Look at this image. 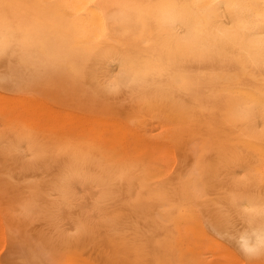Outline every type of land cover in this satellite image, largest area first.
Masks as SVG:
<instances>
[{
  "label": "rangeland",
  "instance_id": "374dc122",
  "mask_svg": "<svg viewBox=\"0 0 264 264\" xmlns=\"http://www.w3.org/2000/svg\"><path fill=\"white\" fill-rule=\"evenodd\" d=\"M95 3L105 13L107 23V31L97 49L101 51L115 34L114 5L113 0H95ZM75 15L62 14L55 4L41 0H0V35L9 39L5 42L6 48L0 50V95H20L32 101L42 99L49 104V112H54L51 108L55 113L56 108L61 109L56 113L60 112V117L67 110V115L75 111L81 113L80 117L85 113L93 118L83 120L89 126L85 123L83 128L81 122L79 127L78 122L74 125L72 115L69 121L64 116L66 120H61L62 123L57 116L54 117L57 121L50 119L53 124L49 119H42L44 126L36 112L33 113L37 119L33 114V120L30 116L26 118L32 112L27 110L28 106L24 107L27 112L24 111L27 103L20 104V109L22 99L15 97L17 102H12L17 104L16 109L13 107L9 114L5 108L2 110L4 101H1L0 111L6 116L0 113V264H264V154L256 155L253 145L243 135H226L225 128H233H228L231 124L227 122L224 125L227 118L223 117L225 110L219 98L223 99L222 92L226 91L217 82L221 79L215 77V83L212 79L214 84L209 81L211 86L207 81L206 88L203 82L198 101L189 94L188 82V88L183 89L169 81L172 89L179 90V100L183 99L187 107L188 123L180 122L185 134L182 139L166 142L156 136L159 141L152 143L156 133L164 131V127L172 128V125H163L170 100L153 99L152 94L164 82H151L150 91L145 93L131 84L114 83L120 71L119 56L131 52L129 37L121 38V44L109 57L80 58L81 49L72 44V25L68 22ZM54 42H61L60 47L49 56L46 46ZM140 49L148 52L151 47L143 43ZM215 61L187 60L183 67L194 75L214 74L221 71L218 67L222 65ZM247 81L248 84L250 80ZM245 86L257 88L253 84ZM219 92L221 96L217 95ZM174 94L178 96L175 91ZM156 102L162 105L157 104L158 107ZM31 107L36 110L39 106ZM37 113L41 112L37 110ZM94 115L116 118L129 129L134 126L138 136H143L141 139L145 136L147 141L143 143L139 139L142 147L134 144L137 137L132 139L134 142L130 138L134 147L129 138L127 143L124 138L122 142L117 140L118 145L112 142V147L108 144L114 140L108 143L104 139L107 144L101 143L103 134L99 132L100 137L96 136L91 128L97 125ZM35 125L39 129L43 125L40 130L44 129L45 134L35 130ZM49 128L51 133H47ZM52 128L57 130L54 132ZM76 128L80 131H75ZM243 128L239 126L238 130ZM151 132L155 134L153 138ZM25 135L30 140L25 141ZM121 143L126 148L120 149ZM36 152L40 154L37 156ZM61 171H65L62 174L66 177H62ZM177 206L193 215L181 218L180 211L175 212ZM253 207L258 212H253Z\"/></svg>",
  "mask_w": 264,
  "mask_h": 264
},
{
  "label": "bare ground",
  "instance_id": "6f19581e",
  "mask_svg": "<svg viewBox=\"0 0 264 264\" xmlns=\"http://www.w3.org/2000/svg\"><path fill=\"white\" fill-rule=\"evenodd\" d=\"M41 1H43L45 3L47 2V3L55 4L58 11L62 14H64V13L76 14L74 19L72 17L68 18V22L72 25V27L70 29V32L73 35L72 44L77 46V47H80V49H81V52L79 53L80 58H86V57L93 56V55L96 56L98 59L109 57L113 54L116 46L121 44L120 39L123 37H129V40H127V41L129 43V46H130L129 49L131 50V52L119 56V60H117V63L120 62L118 65L120 67L119 68L120 71L118 70L119 73L117 72L118 74L116 75L115 79L112 77L114 79V83L116 85L131 84L133 86H137V89H138V87L141 88V90H143V91H140V93H145V92L150 91L149 86H150L151 82H153L155 80L163 81L164 83L161 85V87L152 92L153 99L159 98V99H162V101L163 100H170L169 103L167 104L169 106L168 107L169 110L164 107L166 110H168V111H166L168 113H166L167 115H165V117L167 116L165 119L166 123L163 125H166V124H167V126L172 125L171 126L172 128H170L169 130H166L167 128L165 129V127L163 126L164 131H160L161 133L159 132L158 135L156 132H155L156 135L151 132L150 134L155 135L154 139L157 140V141L156 140L151 141L152 143L159 141L158 138H156V136L159 137L161 142H162V140L166 142L168 140L172 141V140L182 139L181 136H183L185 134L184 133L185 129L181 130V127H180L181 123L180 122H182L184 124L188 123V121H187V113H188L187 107H186L185 103H183V102H185V101H183V99H182V101H180L181 100L180 99L181 94H178V93H180L179 90L177 91V90L172 89L171 85L169 84V81H172L173 83H175V86L182 87L183 89H186L187 82H188L189 83L188 84L189 90L191 91L189 94L192 97H194L195 100L198 101L197 97L200 94V89L201 90L203 89L202 83L204 82L203 85L205 84V88H206V87H208V85H206L207 81L209 83V81H211L215 77H219L221 79L220 81L215 80L216 78L213 81H214V83H215V81H217V82H219V84L221 82L220 88L225 89V91H226V93L222 92L223 93L222 94V93H220L221 91L219 90L220 92L217 94L218 96H221V94H222V97L224 96L223 99L219 98V102H220V100H222V108H223V110H225V111H223V115H225L223 117H224V119L227 118V120H224V125L227 122L228 123V124L226 123L227 125L231 124L228 126V128H230V129L233 128L232 130H227V128H225L227 131V132L225 131L227 133L226 135H229V133H231L232 136H233V134H235L234 136H238V135L242 136L243 135L245 137L244 140L249 141V143H251L253 145L252 150L255 152L256 155L260 156V155L264 154V70H263L264 69V0H113V5H114V8H113L114 9V11H113L114 30L113 31L115 32V34H113V38L110 39L109 42L106 44L105 49H103L101 51H97V49L100 46L99 40H100L101 36L105 35V33L107 31V28H106L107 23H106V19H105V13L101 10V8H99L97 6V4L95 3V0H41ZM8 40L9 39L4 38V37H2V35H0V50L3 48L4 49L6 48L4 45L6 44L5 42H8ZM60 43L61 42H54V43H50L49 45L46 46L48 51H50L49 56L52 55V51H55V49H59ZM143 43L148 44L151 47V50L148 52L141 51L140 48H141ZM40 51H41V49H40ZM42 51H44V49ZM187 60L188 61L194 60V61H199V62H201V61L202 62L203 61L208 62L210 60H213V61L217 60V61L222 63L221 66L223 68L221 66L218 67V69H221V71L217 70L219 72L214 73L215 75L210 73V72L204 73L203 75H201V74L200 75H194L192 73H189L183 67V63ZM217 61H215V63H217ZM114 62H116V60ZM20 63L23 64V62H20ZM218 63H217V65H218ZM22 64H21V66H22ZM67 64H66V66H67ZM26 65H28V64H26ZM243 80H246V83H245L246 85L253 84V85H256L255 87H257V88L251 89L249 87H246ZM247 80H250L253 82L249 81V83L247 84V82H248ZM213 81H211L212 84H214ZM211 83H209L210 84L209 86L212 85ZM252 87H254V86H252ZM187 88H188V86H187ZM174 91H175V93L177 92L178 96H175ZM180 91H182V90H180ZM203 92L204 91H202L201 93H203ZM3 94H1V95H3ZM4 96H8L7 98H9V99L7 100V98ZM4 96L2 97V100H0V103H1V101L2 102L4 101L3 106H2V104H0V105L3 107L2 110H4V108H5L6 114L12 113V111L16 109L17 104L15 102H17V101H15V100L17 98L18 100L22 99L21 101H19L20 109L22 108L21 105H23V104L25 105L26 103L27 104L25 106H23V109H24V107L28 106L30 108V110H32V109L35 110L31 106H33L35 108L37 106H39L36 108L35 111H30L29 108H27V110L30 113L31 112L32 113L31 114L29 112L27 114L24 113V114H26L25 117L28 114H30L26 118H29V116L31 118L32 114H33L32 117L34 118V116H35L34 113L36 112V116L38 118H41L40 119L41 121H42V119L43 120L54 119L55 116H57V120H59L58 121L59 123H62L61 120L62 121L66 120V118L64 116L67 115V112H66L67 110H65V111L63 110L64 112L61 111V113L63 112V114L64 113H66V114H64V116L60 117L59 116L60 112L57 115H56V113H58V111L61 109L54 107L57 110V112L55 113V109L51 108L52 110H54V112L52 110L51 111L55 114L52 117V115H51L52 112H49L50 111L49 104H47L48 105L47 106L46 103L42 99L38 98L37 100L32 101V100H30V98H27V97L25 98V96H20V95L15 96L16 98L14 97V94H13V96L9 95V94H4ZM20 97H22V98H20ZM11 98H12V100H11ZM25 99H28V100L26 101ZM9 100H11V101H9ZM6 101H7V103H6ZM12 101H15V102H12ZM28 101H29V103H28ZM9 102H11V103H9ZM12 103H13V106H12ZM28 104L29 105L31 104V105L29 106ZM38 104H42V105H38ZM144 104L146 105V103H144ZM157 104L162 105L161 102L160 103L156 102V105ZM220 104H221V102H220ZM8 105H9L8 108L4 107V106H8ZM150 105H152V104H150ZM41 106H43V107H41ZM44 106H45V108H44ZM13 107H15V108L13 109ZM158 107H160V106H158ZM193 107H194V105H193ZM9 108H10L11 112H8ZM46 108H47V110H46ZM48 108H49V110H48ZM41 109H42V111H40ZM2 110L0 111V113L4 114V111H2ZM27 110L24 109L25 112H27ZM37 110L39 113L40 112L41 113L38 114ZM46 111H48V112H46ZM43 112L45 115L42 114ZM74 112L75 111H73L71 114L67 115V121H69L68 117L71 118V120H72V117L74 116V119L78 120V121L77 120L75 121L73 119L75 122L74 125H77L76 122H78V123L81 122L82 123L81 127L83 128L85 126V123H87V122H83V120L85 121V119L88 116L84 115L85 114L84 113L81 116L83 118L82 119L79 116V115H81V113L76 114ZM18 113H20L21 115L23 114L21 112H18ZM69 113H70V110H69ZM47 114H50V115H47ZM71 115H72V117H71ZM4 116H6V115L4 114ZM78 116H79V118H78ZM191 116H192V114H191ZM19 117H21V116H19ZM37 117H36V119H37ZM90 117H88L87 120H89ZM99 117L100 116H98V117L95 116L94 121L96 119L97 125L95 127H93V126L91 127L94 130L91 128L90 129L94 131L93 134L96 133V136L100 135V134L99 135L97 134L99 132H101V134H103L102 135L103 139H101V141L102 140L103 141L101 143L106 142L104 144H107V141L106 140L104 141V139H107L108 143H109L110 139L114 140V141H110L111 143L108 144L111 146L114 142H116V144L119 143L120 140H121L120 142H122L123 138L125 139L126 143H127V141H126L127 138H129L128 142H132V141L134 142V140H132V139H135L137 137L135 139L134 144H137V145L139 144V147L141 146L140 145L141 141H139V139H141V137H143V136H141V135H140L141 137L138 136V132L135 131L136 127L133 126V127H130L132 129H129L128 125L125 124L123 126L122 121L118 122V119H116V118L114 119V118L109 117L108 119H105L102 117L103 118L102 119ZM33 118H31V119L33 120ZM188 118H189V116H188ZM3 119H4V117H3ZM90 119H91L90 121L93 120L92 117ZM97 119H99V120H97ZM22 120H24V117ZM28 120L31 121L30 119H27V121ZM54 120L57 121L56 119H54ZM25 121H26V119L24 120V122ZM36 121H38V120H36ZM99 121H103V122L106 121V122L100 123ZM138 121H140V120L138 119ZM173 121H175V122H173ZM258 121L260 122L261 126L259 125ZM6 122H8V121L6 120ZM28 122H26V123L29 124ZM44 122L42 121V123H44ZM49 122L54 123V121H52V120H50ZM49 122H48V124H49ZM65 122H64V124H66ZM71 122H73V121H71ZM71 122H70V124H72V125H70L69 123L68 124L70 126H73V123H71ZM98 122H99V124H98ZM18 123H19V121H18ZM59 123L56 122L55 124L58 125ZM132 123H133V121H132ZM104 124H105V126H107L109 128L104 129L105 128ZM4 125H5V122H4ZM32 125H30V126H32ZM39 125H41V122H39ZM99 125L104 126V128L99 126ZM111 125H113L112 128H111ZM140 125H141V123H140ZM140 125H138V126H140ZM206 125H207V123H206ZM235 125L238 127H236ZM42 126H40V129H42ZM44 126H45V123H44ZM52 126L53 125H51V127ZM77 126L79 127L80 123ZM86 126H88V123ZM97 126H99V127H97ZM119 126H121V127H119ZM233 126H235L237 130ZM239 126L242 128L244 127L243 128L244 131L242 129H241V131H240V129L238 130ZM35 127H36L35 130L39 129V127L37 128L36 125H35ZM46 127H47V123H46ZM62 127H63V125H62ZM114 127L118 128V129H116ZM122 127H124V128L122 129ZM187 127H189V126H187ZM7 128L8 127H6V129ZM87 128H85V129L87 130ZM95 128L96 129L99 128V129L96 131ZM100 128H103V130ZM133 128H135V129H133ZM184 128H186V127H184ZM207 128H209L208 125H207ZM1 129H3V128H1ZM50 129L51 128L47 129L48 130L47 133L50 132ZM52 129L54 130V132L57 130L55 128H52ZM77 129H79V128H76L75 131H77ZM188 129L189 128H187V130ZM27 130H28V128H27ZM25 131H26V128H25ZM40 131L44 132V129L40 130ZM60 131H59V133H60ZM79 131H80V129H79ZM88 131H90V130H88ZM192 131H193V129H192ZM26 132H28V131H26ZM70 132L72 134V132H74V129H73V131L71 130ZM242 132H243V134H240ZM22 133H20V134H22ZM77 133H79V132H77ZM144 133H146L145 130H144ZM144 133H142V135ZM180 133H182V135ZM44 134H45V132H44ZM85 134H86V132H85ZM186 134L189 135V133H186ZM30 135H29V137H31ZM82 135L85 136L83 134V132H82ZM151 135H150V137L153 138V135L152 136ZM209 135H210V133H209ZM21 136L23 138L24 135H21ZM79 136L80 135L78 134V137ZM92 136H89V137H92ZM224 136H225V134H224ZM25 137H26V139L24 138L25 141L30 140V139H27V135H25ZM33 137H35V136H33ZM94 137L95 136H93V138ZM210 137H211V135H210ZM18 138H20V137H18ZM114 138H118V139L115 140ZM130 138L132 141H130ZM144 138H145V136H144ZM144 138L141 139L143 143H145V141H147ZM96 139L97 138H95L94 140H96ZM117 140H119V141H117ZM25 141H22V142L25 143ZM96 142L99 143L98 139ZM133 142L131 143V145H133V147H134ZM148 142H149L148 144H150L149 140H148ZM101 143H99V144L101 145ZM26 144L29 145L30 143L27 142ZM123 144H125V143H123ZM123 144L121 143V146ZM108 145H106L107 148H108ZM117 145L114 144V146H117ZM31 146H33V145H31ZM121 146H119L120 149L121 148L124 149V148H126L127 145L126 146L124 145L122 147ZM5 147H6V145H5ZM10 147H12V146H10ZM133 147H132V149H133ZM135 147L137 148V146H135ZM235 147H236V144H235ZM13 148L14 147H12L10 149H13ZM32 148H28V149H30V151H31ZM14 149L16 150V148H14ZM100 149L102 150V148H100ZM113 149H112V153H113ZM239 149H241V148H239ZM244 150H245V148H244ZM243 152L244 151H242V153ZM31 153H33V151H31ZM36 153H37V156H38V153L40 154V152H36ZM106 154H107V152H106ZM110 154H111V152H109V155ZM247 155H248V153H247ZM250 155H252V154H250ZM110 156H108L109 159H110ZM75 157H77V156L75 155ZM75 157L73 156V158H75ZM243 157H244V155H243ZM97 160H99V159H97ZM99 161H101V160H99ZM107 168H109V167H107ZM107 168H106V170H107ZM109 169H108V171H109ZM245 171H247V170H245ZM63 172H65V171H61L60 174H62ZM248 173H250V172H248ZM250 174H248V176ZM216 175H218V174H216ZM248 176H246V177H248ZM59 177L61 178L60 175H59ZM62 177H63V174H62ZM64 177H66V175ZM60 178H59V180L61 182L62 178L61 179ZM251 178H252V175H251ZM237 179H236V181H237ZM232 180H234V179H232ZM246 181L248 182V180H246ZM244 182H245V180H244ZM234 183H235V181H234ZM239 183H241V182H239ZM251 186H253V185H251ZM254 187H256V186H254ZM257 188H258V186H257ZM236 196H237V194H236ZM234 199L235 198H233V200ZM236 199H238V198H236ZM252 201H250V203ZM235 202L238 203L237 200H235ZM235 202H234V204H235ZM241 202H242V200H241ZM241 202H240V204H241ZM247 202H249V200ZM180 203H182V202L180 201ZM237 203H236V205H239ZM190 204L192 205V203H189V205ZM251 204H253V202ZM242 206H244V205L243 204L241 205V208L244 210V208ZM249 206H251V205H249ZM254 206L257 207V205H255V204H254ZM239 207H240V205H239ZM175 208L177 210L175 209L176 210L175 211L172 209V211L173 212L174 211L175 212L180 211L179 216H181V218H184L188 215H193L192 212L188 211L186 208H183L180 206H177ZM247 208H246V210L249 209V208L248 209ZM250 209H251V207H250ZM254 211L258 212V210H255L253 207V212ZM244 212H246V211H244ZM247 212H248V214L246 213V215H247V218H249V215H250L249 210ZM253 212L251 211V213H253ZM251 216H252V214H251ZM263 217H264V215H263ZM201 230H203V228Z\"/></svg>",
  "mask_w": 264,
  "mask_h": 264
}]
</instances>
